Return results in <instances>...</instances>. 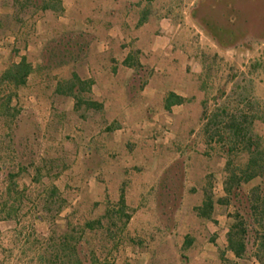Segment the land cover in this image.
I'll return each instance as SVG.
<instances>
[{"label": "rangeland", "instance_id": "374dc122", "mask_svg": "<svg viewBox=\"0 0 264 264\" xmlns=\"http://www.w3.org/2000/svg\"><path fill=\"white\" fill-rule=\"evenodd\" d=\"M61 1L59 16L30 9L27 49L2 30L14 16L0 8V70L23 57L37 70L14 139L0 134V264H92L91 253L96 264H234V205L216 204L210 221L196 211L206 191L224 196L226 155L205 127L221 110L225 123L247 114L264 144V41L220 48L191 17L197 0ZM74 74L102 108L57 94ZM170 93L183 103L168 110ZM67 234L77 248L62 263Z\"/></svg>", "mask_w": 264, "mask_h": 264}, {"label": "trees", "instance_id": "16d2710c", "mask_svg": "<svg viewBox=\"0 0 264 264\" xmlns=\"http://www.w3.org/2000/svg\"><path fill=\"white\" fill-rule=\"evenodd\" d=\"M0 3H2L0 8L13 10L14 16L11 18V15H6L8 20L10 18L12 20H9L11 22L7 29H2V19L5 16L0 13V29L5 30V34L9 32L18 41L26 38V49L31 44L30 31L35 30L36 27L33 23L29 33H25L28 28L27 23L31 22L36 15L32 13L31 18L26 17L29 16L31 8L34 9V6H37L35 7L37 12L53 13L58 16L64 13L61 0H0ZM191 17L223 49L235 48L249 37L264 41V0H197ZM43 48L42 55L48 52L52 60V37ZM64 64L63 62L59 66ZM126 64L130 69L134 67L129 59ZM46 66L45 68L51 69L49 65ZM39 70L42 69L39 68ZM36 72V68L28 57H23L20 62L10 65L6 70H0V134L5 131L11 139H14L23 115L19 93L28 85ZM63 84L59 85L57 94L74 100L76 110H80L84 105L88 107L87 110L102 108L100 103L83 97L84 93L91 91L93 81H83L77 74H74L72 80ZM182 103L181 97L170 93L165 107L170 110ZM224 114H226L225 110L215 114L205 127V133L208 135L207 143L215 142L217 137L226 155L224 196L215 201L211 193L206 191L205 200L196 211L199 217L210 221L213 220L216 204L225 207L234 205L236 213L229 215L232 225L227 237V249L234 255V264L249 263L253 256L258 258L260 264H264V144L261 138L251 135L254 123L249 120L247 114L242 113L240 121L235 116H231L228 123L220 120V116ZM227 130H230L232 134L227 135ZM254 182L259 183L251 187ZM120 204L125 208L123 197H121ZM1 208L2 212L9 208L8 218H12L16 213L15 205L9 207V204L5 203ZM36 219L41 220L40 217ZM127 219L129 220L130 216H127ZM97 224H101L100 220L89 222L86 226L93 230L96 229ZM70 235L64 236L60 251L54 255L59 262L64 263L65 258H68L69 249L75 256L77 244L73 243L75 240ZM251 242H253L252 250L256 252L253 255L249 251ZM91 254L90 260L92 264H96L94 253ZM75 261V264H81L78 258ZM222 261L225 262L223 256Z\"/></svg>", "mask_w": 264, "mask_h": 264}]
</instances>
